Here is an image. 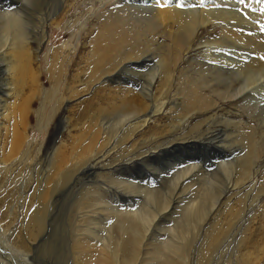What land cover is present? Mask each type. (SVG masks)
Instances as JSON below:
<instances>
[{"label":"bare ground","instance_id":"1","mask_svg":"<svg viewBox=\"0 0 264 264\" xmlns=\"http://www.w3.org/2000/svg\"><path fill=\"white\" fill-rule=\"evenodd\" d=\"M77 1L0 0V136L9 131L5 124L16 126V114L22 122L21 132L14 128L3 142L0 176L9 175L5 168L9 164L11 171L18 164L28 165L31 176L21 201L24 220L15 237L19 249L27 257L38 251L51 253L49 234L55 235L56 227L69 222L73 251L79 259L85 254L81 264H142L139 256L149 236L150 264H264L262 244L253 252L241 246L236 256L226 254L234 258H225L226 247L216 241L220 232L213 231L219 229L216 223L222 215L230 216L231 228L247 208H253L245 226H257L264 232V181L254 171L264 156V116L259 119L251 108L255 124L250 126L240 114L232 115L239 112L238 104L248 87L264 81V43L236 32L245 21L235 13L205 9L202 0L199 5L198 0H123L105 14L109 38L92 42L84 60L68 42L50 51L45 72L51 87L43 90L39 58L48 30L60 28ZM107 1L99 0V6ZM183 2L188 6L182 7ZM215 25H219L215 33L198 34ZM200 49L201 56L187 58ZM217 52L230 57L222 58ZM130 73L138 79L130 80ZM106 91L124 97L94 112L87 124L77 128L72 113L80 101ZM126 96H139L141 101ZM35 99L38 108L33 111ZM226 103L236 110L222 109ZM32 115L42 128L57 116L58 132L67 130L70 121L79 132L74 142L78 137L81 142L88 132L87 139L66 153L53 149L58 147L55 144L50 150L41 149L42 156L29 167V150L21 156L24 146L19 137L26 139ZM106 116L112 117L108 126H104ZM160 116L170 118L169 134L152 140L157 144L147 150H141L144 142L129 145L148 126L159 129L156 118ZM184 125L187 129L175 137ZM187 153L190 158H182L180 167L171 168L165 191L118 177L122 176L119 172L158 157ZM198 153L205 154L212 162L207 167L221 175L216 179L208 175L206 162L195 158ZM83 173L88 175L79 177ZM24 175L25 170L14 173L3 189L0 207L5 206V211L9 204L18 208L21 182L14 189L13 184ZM101 184L122 197L139 195L140 207L118 206V198H110ZM239 193L244 197L232 203ZM165 216L177 219L168 218L172 224L165 227ZM107 218L109 227L100 221ZM152 226L154 232L165 230L166 238L147 234Z\"/></svg>","mask_w":264,"mask_h":264},{"label":"rangeland","instance_id":"2","mask_svg":"<svg viewBox=\"0 0 264 264\" xmlns=\"http://www.w3.org/2000/svg\"><path fill=\"white\" fill-rule=\"evenodd\" d=\"M2 1L3 2H9V1L13 2L14 0H2ZM122 1L123 0H108L100 7L99 0H78L76 4L74 5L72 11L66 16V19L64 23L62 24V26L56 30L55 28H50L48 30V35H47L48 41L45 43L43 50H41L40 58H39L41 62L40 65H41V70H42V73L40 76V79L42 81L40 83L42 85L43 90H49L51 87V84L49 83V79L45 72V69L48 68V60H49L50 51L54 48L61 47L68 42V43H71V46L73 48L75 47L77 48V53L84 60L88 51L90 50V46L92 42L94 41L102 42L109 38L110 32L108 29V25L106 24V21H105V14L110 8H114L118 6V3L120 4L122 3ZM200 2L201 0H198V5ZM204 2H206V5L204 4ZM183 3L184 5H181L182 7L188 6V4H186L187 2H183ZM202 4H204L203 8L205 9L206 8L212 9V10L216 9L219 11L227 10V11H231L235 13L239 18H242L245 21L244 23H242V25L239 28L235 29L236 32L240 34L243 33L245 36H248L249 38H253L258 43L260 42L264 43V0H202ZM81 24L83 25V29L80 30ZM218 28H219V25H215L210 28L203 29L198 34L207 35V32L209 34H213L215 33L216 30H218ZM201 52H203L201 51V49L198 51H193L190 53V55L187 58L194 59L197 56H201L200 54ZM215 52L216 51H213L212 53H215ZM219 53H221L220 55L222 58H225L226 56H228L226 58L230 57L228 53L226 52H224L225 54L223 52H217V54ZM133 75H134L133 73H130L129 75L131 77L130 80H137L138 78L135 75L134 77ZM1 79H2V75L0 74V80ZM0 85H1V82H0ZM247 92L240 99V102L238 104L239 112L232 114V115L239 116L240 114L242 121L243 122L245 121L250 126H252L255 124V122L251 120L250 118L251 108L254 109L253 114L256 115L259 119L262 116H264V81L257 83L255 86H249ZM91 95L92 96L90 97L88 95L86 98L82 99L80 101V107L77 110V112L72 113V123L74 125H77V128H80V127L82 128V124H87L89 122L88 119L90 118L91 114H95L96 111H98L99 109L110 107L112 106L111 104H118L121 98L124 97L122 95H118V96L108 95L107 91L103 93H94ZM158 95L159 94H157V96ZM126 97L127 99L135 101L137 103L141 101L139 96L138 97L137 96L135 97L126 96ZM52 104L53 103L51 102L50 106H48L47 113L49 109H51ZM150 106L151 104H148V110H147L148 112L150 110L149 109ZM221 107L222 109H231L232 111L236 110L235 107H232L228 103H226L225 105ZM37 108H38V100L34 101L32 109L33 111H36ZM14 113H16V111ZM15 117L17 119L16 120L17 124L15 127L11 126L10 124H5V122L2 121L5 124V126L9 129V131L7 132L2 131V134L0 136V151L2 149V145H3L5 138L11 134L10 132L14 128L18 132H21L22 130L21 129L22 126L20 125L22 123L20 116L16 114ZM56 117L57 116H55L52 119L50 125L47 128H42L41 126L38 125L36 115H32L29 117V120L27 122V129L25 131L27 137L26 139L24 136L19 137L21 140V145L24 146L23 148L24 151L22 152L21 156L25 152H27V150H29L28 155L31 159V162L29 163V167H32L37 161V159L42 156V152H40L41 149H49L52 145L55 144L58 147H54L53 149L61 148L62 151L66 153L67 151L72 150L73 148L77 147L81 142L87 139L88 132L82 138L81 142L79 140L80 137H78L77 142H74L76 135H78L79 132L75 131L70 121L68 125L69 128L67 130H60L58 132L57 126H58L59 120H58V117L57 118ZM110 118L112 117L106 116L104 121L105 120L107 121L105 122L104 126L110 125V122H111ZM156 119H157L156 127L158 126L159 129L151 128V126H148L147 128H145L144 131L139 132L138 136L129 145L135 146L140 142H144V145L141 146V150H145V149L147 150L148 147L151 148V146L153 147L155 144H157V141L153 142L152 140L157 139V137H162L166 134H169L168 132H170V128H169L170 118H162L160 116V117H157ZM202 119L203 118H201V120ZM98 120L100 121V119ZM196 122L197 120L193 121L190 127L194 125ZM186 129H187V125H184L183 129L177 131L175 137L180 135L181 132ZM83 131H85V129ZM165 140H168V138L165 137ZM206 153L208 157H211V151L206 152ZM190 156H191L190 154L184 155V156L181 154H175V155H170V156L165 155L163 157H158L157 160L149 162L147 165H141V167H136L132 169L131 171L126 170L123 172H119L120 174H122V176L118 174V177L119 178L127 177L134 184H137L140 186L142 185V187L147 186L151 189H157L159 187H162V189L165 191L166 190L165 188L168 184L167 180L171 176L174 168L176 169L178 168V166L180 167V165L182 164L181 162H183V159H188L190 158ZM195 158L202 159L203 163L206 162L205 164L206 167L207 165H210L212 163L210 162L209 159L206 158L205 154L203 155V154L198 153V155H195ZM192 161H195V159H193ZM208 161L210 164H207ZM260 161L261 162L259 163V166H256L254 168V171H258L257 174L260 175L258 176L259 180L263 179L264 181V156ZM203 163L201 164L203 165ZM171 165L173 166L170 167ZM11 166H12L11 164H9L8 166H5V168H8L6 171L7 173H9V175H7L5 178H3V176L2 177L0 176V180L2 178V181L0 184V188H1L0 189V199H1V195L5 193L4 192L5 190L3 189L7 188V185L8 186L10 185V181L12 182L14 173L18 175L19 172H21L22 170H25L26 175L18 178L17 182L14 183L15 185L13 184L14 186L13 189H14L16 184H17L16 186L17 188L19 187L18 183L21 182L20 185L22 188L20 189L21 196L18 199V204H19L18 208L16 209L15 205L9 204V207L7 208L8 211H5V206L0 207V221L2 222V225L7 227V229H5L0 223V227H1L0 228V264H75V263L81 264L82 262L81 257H85V254L81 253L80 259H79L77 254L74 253L75 252L73 251L74 250L73 249L74 236L73 234H71V229L69 230L70 228L69 222L67 223L65 227L62 223L59 227H56V231L54 233L55 235L49 234L48 237L50 238V240H48L47 244L49 246L51 245V250H52L51 253L44 252L45 254H47L45 255L43 254V251H38V253L34 254V256L33 255L29 257L24 256L25 253L21 249H19L17 245L18 241H16L15 237L17 236V232L20 231V228L18 229L19 225L24 220V218L22 217V214L24 212V207L21 201L27 195V190H29L26 188L29 186L27 184L28 181L26 182V180L30 179L31 176H29V172L27 171L28 165L18 164V166H16V168L13 169L12 171L10 168ZM18 167L20 168V170L18 169ZM171 168H173V170ZM209 168H210L209 166L205 168L206 173L208 174L210 170L211 172L208 175H212L214 179H216L215 178L216 176L221 175L219 172L216 171L215 168L213 169L212 166L210 169ZM8 170H10V172ZM86 175H88V173H83V175L79 177L82 178ZM102 183L105 184L104 181H102ZM103 184L100 185V187H102V191L109 192L108 194L110 195V198L113 197L114 199L118 198V201L120 200L119 202L116 200V204L118 206L122 208L128 207L131 210H134V209L136 210L140 207L141 199L139 195L132 194V196L124 195V197H122L118 192H115L113 189L108 190L109 189L108 186H106L107 187L106 188L104 187ZM103 188L104 189L106 188V190H104ZM243 197H244L243 193H239L235 195L231 199L232 203L239 201V199ZM257 204L258 202L255 204V206ZM135 207H138V208H135ZM235 208L238 211L240 209L239 207H235ZM252 210L254 209L247 208V210H245L244 215L241 221L238 223V225L236 226L233 225V227L231 228L229 226L230 216L226 217V215H222L221 218L219 219V222L216 223V226H219V229L214 228L213 231L216 233L220 232L216 236V241L222 242L220 245L221 248L226 247L224 248L225 250L224 253L226 252L225 258H230V257L234 258L232 255L236 256V253L239 251V247L241 246H244L245 248L250 249V252H253L257 250L256 248L259 245L261 244L264 245V241H263L264 232L258 231L257 226H252L250 228H247L245 226V224L247 223L248 217L250 216V212H252ZM13 211H16L17 216ZM58 212H59V208L57 209V211L54 212V215H57ZM163 218L165 219V222H166L165 227H170L172 223H169V221L170 220L172 221L173 218L177 219V216L176 218L174 216L168 217L170 220L167 218V216ZM100 221L101 222L105 221L106 222L105 226L107 227L111 225L109 218H107V220L101 219ZM156 222H159V221L156 220ZM55 223H56V220H55ZM154 228L155 226H152V228L148 231L147 234L149 235L156 234L158 238L163 237L161 239L166 238L165 230L154 232L155 231L153 230ZM229 228H230V231H229ZM97 238L100 240L101 237L98 236L97 234ZM149 239H150V236L145 241L148 246L144 248L143 252L139 256L140 259L143 261L142 264L151 263V260H150L151 253L149 252L150 250V246H149L150 240ZM19 251L21 252V254ZM226 254H232V255L230 256ZM217 262H220V260H218ZM216 264H219V263H216Z\"/></svg>","mask_w":264,"mask_h":264},{"label":"snow or ice","instance_id":"3","mask_svg":"<svg viewBox=\"0 0 264 264\" xmlns=\"http://www.w3.org/2000/svg\"><path fill=\"white\" fill-rule=\"evenodd\" d=\"M179 6V5H178Z\"/></svg>","mask_w":264,"mask_h":264}]
</instances>
